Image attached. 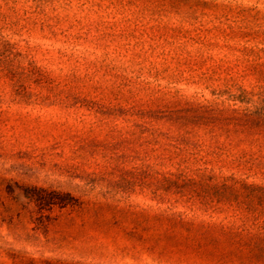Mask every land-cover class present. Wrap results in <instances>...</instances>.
I'll return each instance as SVG.
<instances>
[{"label":"rangeland","instance_id":"1","mask_svg":"<svg viewBox=\"0 0 264 264\" xmlns=\"http://www.w3.org/2000/svg\"><path fill=\"white\" fill-rule=\"evenodd\" d=\"M0 264H264V0H0Z\"/></svg>","mask_w":264,"mask_h":264}]
</instances>
